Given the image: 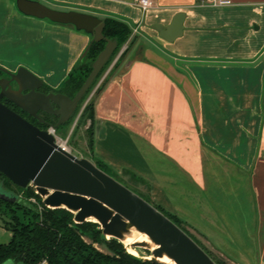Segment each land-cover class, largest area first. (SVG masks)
Returning a JSON list of instances; mask_svg holds the SVG:
<instances>
[{"label": "crops", "instance_id": "1", "mask_svg": "<svg viewBox=\"0 0 264 264\" xmlns=\"http://www.w3.org/2000/svg\"><path fill=\"white\" fill-rule=\"evenodd\" d=\"M37 1L131 30L96 83L106 81L94 102L93 157L138 178L211 254L264 264V0H151L145 11L138 0ZM179 16L180 34L162 38L155 26ZM90 41L0 0L8 70L25 66L58 88Z\"/></svg>", "mask_w": 264, "mask_h": 264}, {"label": "water", "instance_id": "2", "mask_svg": "<svg viewBox=\"0 0 264 264\" xmlns=\"http://www.w3.org/2000/svg\"><path fill=\"white\" fill-rule=\"evenodd\" d=\"M16 7L24 15L72 25L91 35L90 43L104 39L106 44L73 97L37 90L42 86V80L23 66L15 72L0 66V71L10 77L0 78V173L20 188L33 187L46 207L69 210L75 223H98L105 239L115 238L123 243L125 235L132 229L144 234L155 247L150 248L143 241L133 243V248L141 247L149 252L137 257L161 264H217L153 204L101 170L91 159L66 150L59 144L57 135L49 130L56 131L70 119L113 54L117 42L104 37V21L84 12L53 9L37 0H16ZM155 29L162 38L170 40L181 32V17H176L165 29L160 25ZM170 30L173 33L168 35ZM11 81L17 84L16 89L10 86ZM25 90L27 92H23ZM3 97L39 120L37 112L42 110L57 116V122L48 124L47 129H40L5 105L1 101ZM0 198L14 202L17 195L0 189ZM164 256L171 263L161 261ZM2 264H11V260Z\"/></svg>", "mask_w": 264, "mask_h": 264}, {"label": "trees", "instance_id": "3", "mask_svg": "<svg viewBox=\"0 0 264 264\" xmlns=\"http://www.w3.org/2000/svg\"><path fill=\"white\" fill-rule=\"evenodd\" d=\"M102 20L105 23L102 32L104 37L115 40L117 46L106 65L84 94L78 108L87 98L121 47L128 41L131 34L128 25L121 20L112 17H104ZM105 44L106 41L104 39L92 41L85 57L68 72L56 91L73 97L86 79L91 70L92 62ZM128 50L129 44L121 52L114 64V69L121 63ZM105 82L103 80L97 86L91 98L84 105L80 115L82 120L89 121L87 139L92 159L94 158L92 155L94 102ZM44 88L53 90L45 84ZM43 118L48 120V123L40 125L42 129L47 128L48 124L57 122V116L53 114L46 115ZM72 118L73 116L62 125L66 126ZM93 161L101 170L108 173L107 166L103 162L96 158ZM108 174L111 175L110 173ZM130 177L134 181L140 182L135 176L130 175ZM0 189L17 195V200L14 202L0 198V225L12 233L11 240L8 243L0 244V264L7 260H11L15 264H42L43 262L45 264H161L129 253L124 244L115 238H103L100 226L96 222L75 223L73 221V213L69 210L46 207L33 187L20 188L2 173H0ZM131 190L163 212L202 247L200 242L183 227L181 220L155 205L149 198L144 197L145 194L135 191L137 190L136 188ZM98 245L104 246L107 251L101 250ZM202 248L210 255V252L204 247ZM148 254L149 252H147ZM210 256L217 264H229L218 258L217 261L212 255Z\"/></svg>", "mask_w": 264, "mask_h": 264}, {"label": "rangeland", "instance_id": "4", "mask_svg": "<svg viewBox=\"0 0 264 264\" xmlns=\"http://www.w3.org/2000/svg\"><path fill=\"white\" fill-rule=\"evenodd\" d=\"M49 7L53 8L52 6H49ZM53 9H57V8L55 7ZM57 10H59V9H57ZM44 20H47V19H44ZM1 54L2 53L0 52V60H1V56H4ZM0 66H2V65H0ZM2 67H4V66H2ZM23 67H25V66H23ZM94 87H95V88H93L94 90L93 89L91 90V92L89 93L87 98L84 100V102L81 104V106L79 108L78 107L76 108L75 112L72 114L73 118L69 121V123L66 126L62 125V126L58 127V130L55 132V134L58 137L59 142L62 145H64L68 151H70L72 154H74L78 157L82 156V157H87L89 159H91V153L89 151L88 139H87L88 138L87 137V127L89 126V121H86L85 119L82 120L80 118V115H81V112L83 110L84 105L88 102V100L91 98L92 94L94 93L95 89L97 88L96 85ZM106 169H107L108 173L113 175L116 179H118V181H120L121 183H124V185H127L131 189L135 190V188H136L137 190H135V191H138L141 194H145L144 197H147L146 193H145L146 187L144 185H141L140 182L134 181L130 177V175H128L127 173L116 174L112 170H110L109 168L106 167ZM147 199H148V197H147ZM11 237H12L11 231L4 228L2 225H0V244L8 243L11 240ZM197 241H199V240H197ZM131 245L132 244H124V246H126L128 248V251H130V253H132L136 256H143V255L147 254V252H148V250H146L144 248H141V247L133 248ZM98 247L103 251H107L106 248L102 245H98ZM210 255H212V257L217 261H218V259H220L217 256H215L214 254L210 253Z\"/></svg>", "mask_w": 264, "mask_h": 264}, {"label": "flooded vegetation", "instance_id": "5", "mask_svg": "<svg viewBox=\"0 0 264 264\" xmlns=\"http://www.w3.org/2000/svg\"><path fill=\"white\" fill-rule=\"evenodd\" d=\"M9 71H11V72H15L16 70H14V71L9 70ZM0 72H1V74H0V78H5V79H9V78H10L6 73H4V72H2V71H0ZM10 86H11L13 89H16V88H17V84H16L14 81H11V82H10ZM52 89H53V90H47V89L44 88V84H42V86H41L40 88H38L37 90H39V91H41V92H43V93H48V92H51V91H52V92H57V91H56L57 88H52ZM23 92H27V90H25V91H23ZM1 101H2L5 105H7L9 108H11L12 110H14L16 113H18L19 115H21V116L24 117L26 120L30 121L32 124L36 125V126L39 127V128H40V125H45L46 123H48V120H46V119L43 118V117H45L46 115H51L50 113H46V112H44V111H42V110H39V111L37 112L38 116H39L40 119H41V120H39L38 118L32 116V115L29 114L28 112H26V111H24L23 109H21L19 106H17V105L14 104L13 102L7 100L6 98L3 97V98L1 99ZM52 106H53V108H56V105L53 104V103H52ZM78 106H79V104H78ZM78 106H77V107H78ZM74 112H75V111H74ZM71 117H72V116H71ZM71 117H70V118H71ZM57 119H58V117H57ZM57 119H56V120H57ZM40 129H42V128H40ZM44 129H47V128H44Z\"/></svg>", "mask_w": 264, "mask_h": 264}, {"label": "bare ground", "instance_id": "6", "mask_svg": "<svg viewBox=\"0 0 264 264\" xmlns=\"http://www.w3.org/2000/svg\"><path fill=\"white\" fill-rule=\"evenodd\" d=\"M122 241H123L124 244H133L135 242L143 241V242H147L150 245V248H154L155 247V245L152 244L149 241V239L147 238V236H145L144 234H139L134 229H132L130 231V233L126 234L125 237H124V239ZM127 250H128V248H127ZM128 252L130 253V251H128ZM161 261H163L165 263H171V261L167 257H165V256L163 258H161Z\"/></svg>", "mask_w": 264, "mask_h": 264}, {"label": "built area", "instance_id": "7", "mask_svg": "<svg viewBox=\"0 0 264 264\" xmlns=\"http://www.w3.org/2000/svg\"><path fill=\"white\" fill-rule=\"evenodd\" d=\"M215 3H218V4H225V3H228L227 0H214ZM138 5L139 7L141 8L142 11H145L147 9H149L152 5V1L151 0H138ZM49 130L51 132H53L55 134L56 131H53L51 128H49ZM59 142V140H58ZM59 144H61L59 142ZM62 147H64L66 149V147L64 145L61 144ZM67 150V149H66ZM33 201V199H32ZM42 264H45L44 262Z\"/></svg>", "mask_w": 264, "mask_h": 264}]
</instances>
